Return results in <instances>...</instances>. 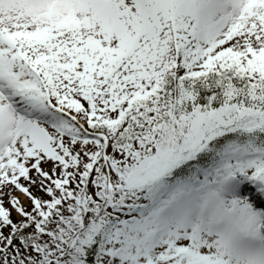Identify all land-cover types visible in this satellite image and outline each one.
Masks as SVG:
<instances>
[{"label":"snow or ice","instance_id":"6c2138e0","mask_svg":"<svg viewBox=\"0 0 264 264\" xmlns=\"http://www.w3.org/2000/svg\"><path fill=\"white\" fill-rule=\"evenodd\" d=\"M0 264H264V0H0Z\"/></svg>","mask_w":264,"mask_h":264},{"label":"rangeland","instance_id":"374dc122","mask_svg":"<svg viewBox=\"0 0 264 264\" xmlns=\"http://www.w3.org/2000/svg\"><path fill=\"white\" fill-rule=\"evenodd\" d=\"M26 200V198H24ZM15 215V214H14Z\"/></svg>","mask_w":264,"mask_h":264}]
</instances>
